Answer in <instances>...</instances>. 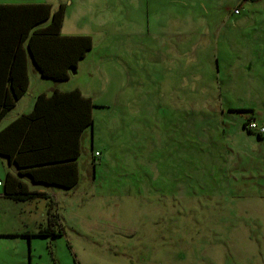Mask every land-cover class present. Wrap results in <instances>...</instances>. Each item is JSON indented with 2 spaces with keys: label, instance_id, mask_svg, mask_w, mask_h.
I'll return each mask as SVG.
<instances>
[{
  "label": "rangeland",
  "instance_id": "1",
  "mask_svg": "<svg viewBox=\"0 0 264 264\" xmlns=\"http://www.w3.org/2000/svg\"><path fill=\"white\" fill-rule=\"evenodd\" d=\"M49 1L93 47L66 82L32 76L25 103L77 86L101 107L77 186L0 198V264H264V140L245 127L264 118V42L248 40L264 0L240 19L242 0ZM50 227L63 235L37 236Z\"/></svg>",
  "mask_w": 264,
  "mask_h": 264
},
{
  "label": "trees",
  "instance_id": "2",
  "mask_svg": "<svg viewBox=\"0 0 264 264\" xmlns=\"http://www.w3.org/2000/svg\"><path fill=\"white\" fill-rule=\"evenodd\" d=\"M244 1L256 0H242V5L234 7L231 13L238 19L246 14ZM65 17L64 4L55 12H52L51 5H29L25 12H20L21 19L10 20L20 43L11 73L14 96L7 100L3 109L0 107V119L15 107L29 88L28 74L23 69L17 72L24 44L41 76L55 83L68 81L71 71L78 69L79 62L92 49L90 36L63 35ZM100 107L80 89L69 92L55 89L50 96L42 94L29 114L19 117L0 132V156L13 162L20 169V176L35 183L71 189L79 183L78 161L83 153L84 137L89 129L94 128L93 112ZM251 122L254 121L250 119L245 127L249 128ZM249 131L264 139V134L250 128ZM100 156L99 151L94 154V158ZM95 160L92 168L96 171ZM6 195L17 202L46 196L30 191L20 178L11 174L7 175ZM60 235H63L62 231L56 233L51 227L37 233L39 237Z\"/></svg>",
  "mask_w": 264,
  "mask_h": 264
},
{
  "label": "crops",
  "instance_id": "3",
  "mask_svg": "<svg viewBox=\"0 0 264 264\" xmlns=\"http://www.w3.org/2000/svg\"><path fill=\"white\" fill-rule=\"evenodd\" d=\"M29 5H51L52 12H55L58 10L57 8H54V5L49 0H0V107H5L6 102L8 99H12L14 96V87L11 80V73H12V67L15 61V54L19 47V38H17L16 32L12 30V27L10 25L11 19H21L20 18V12H25L27 10V6ZM65 23V22H64ZM64 28V27H63ZM20 32H18L19 35ZM66 35V34H63ZM86 36V35H85ZM264 36H251L249 37V41L251 44H261L264 42V39H262ZM12 40V41H11ZM9 42H11L9 44ZM24 52L20 53L21 58L18 63V73H20L21 69H23L29 77V88L28 91L22 96L17 102L15 107L10 110V112L7 113V115L0 119V132L4 130L6 127H8L12 122H14L19 117L29 114L35 106L36 99L42 95L46 94V92H40L37 96H33L29 101L25 103V98L29 96V91L32 85V76H40L43 80L45 79L41 76L40 72L38 71L31 55L27 52V48L25 44L23 45ZM250 47V45H249ZM247 60L245 61L243 70L244 75L251 74L254 69V62H252L250 59L256 58L255 55H253L250 51H245ZM29 59V61H28ZM23 73V72H22ZM52 81V80H49ZM62 83V82H61ZM59 90L61 92H69L75 89H80L83 94L86 97H90L92 101L95 103L94 97L90 94H86L81 88L75 86L70 89L62 90L59 86H56L53 90ZM53 92V91H52ZM52 94V93H51ZM50 94V95H51ZM47 95V94H46ZM48 95V96H50ZM264 107V101H259L255 106H252V109H254L257 113L258 109H262ZM1 109V108H0ZM98 109V108H96ZM250 119L247 120L249 122ZM251 121H255L259 124L264 122L263 119H258L257 116L251 117ZM264 140V139H263ZM262 140V141H263ZM80 172V167H79ZM18 173H20V169L11 162L8 158L0 156V198L9 199L14 201L13 199L9 198L6 195V189H7V175L11 174L13 176H17L22 180V182L28 186L29 190L32 191V189L29 186L30 182L35 183L34 181H27L26 176H20ZM4 180L1 178L4 176ZM35 184H43V183H35ZM47 185V184H44ZM3 188V190H1ZM37 191L32 192H40L41 189H34ZM45 193V192H42ZM17 202V201H15ZM28 232L27 230H19V232L16 233H5L1 234V237H5L3 235H6V237H23L27 238L28 235H36ZM26 245V243H25Z\"/></svg>",
  "mask_w": 264,
  "mask_h": 264
},
{
  "label": "built area",
  "instance_id": "4",
  "mask_svg": "<svg viewBox=\"0 0 264 264\" xmlns=\"http://www.w3.org/2000/svg\"><path fill=\"white\" fill-rule=\"evenodd\" d=\"M239 11H236V13H238ZM249 128L253 131H256L258 133L264 134V122L259 124L257 122H251L249 124ZM1 184V183H0Z\"/></svg>",
  "mask_w": 264,
  "mask_h": 264
},
{
  "label": "water",
  "instance_id": "5",
  "mask_svg": "<svg viewBox=\"0 0 264 264\" xmlns=\"http://www.w3.org/2000/svg\"><path fill=\"white\" fill-rule=\"evenodd\" d=\"M72 73H76V70H72Z\"/></svg>",
  "mask_w": 264,
  "mask_h": 264
}]
</instances>
